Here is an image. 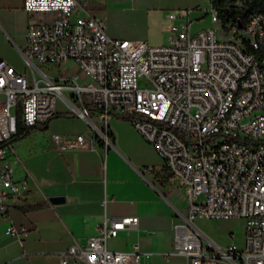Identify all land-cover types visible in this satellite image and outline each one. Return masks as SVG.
Listing matches in <instances>:
<instances>
[{"label":"built area","instance_id":"2783aa9c","mask_svg":"<svg viewBox=\"0 0 264 264\" xmlns=\"http://www.w3.org/2000/svg\"><path fill=\"white\" fill-rule=\"evenodd\" d=\"M23 9L49 17L29 26L24 72L0 58V215L9 219L12 202L28 191L12 160H20L12 142L18 118L24 128L46 125L61 102L90 130L53 134L59 154L108 150L111 121L122 117L185 187L187 223L176 228L175 252L188 264H264V11L242 27L224 26L211 0L212 27L196 33L192 10L170 11L169 43L151 46L111 38L78 0H23ZM199 219L243 220L244 246L205 245ZM139 224L138 216H106L86 245L60 255L61 264H140L138 243L131 252L108 248ZM6 234L23 242L30 233L11 222Z\"/></svg>","mask_w":264,"mask_h":264},{"label":"crops","instance_id":"0c3cea01","mask_svg":"<svg viewBox=\"0 0 264 264\" xmlns=\"http://www.w3.org/2000/svg\"><path fill=\"white\" fill-rule=\"evenodd\" d=\"M78 1L104 20L111 38L155 46L169 43L170 11L192 10L191 31L196 33L204 29L197 22L210 7L207 0ZM48 17L27 13L23 0H0V58L24 72V62L21 67L16 57L22 59L20 50L27 45L29 26ZM27 129L22 139L13 142L20 160H12L16 178H28V191L20 202H12L9 219L0 215V264H61L60 255L74 243L86 245L106 216L140 218L138 229L109 241L111 251L131 252L138 243L143 254L140 264H188L175 252L176 228L187 223L186 189L128 120L114 117L113 145L108 150L99 146L95 153L57 152L53 134L70 138L90 130L61 102L48 124ZM52 197H64V202L53 204ZM11 222L29 231L23 242L6 234ZM234 222L199 219L195 225L205 245L243 247L244 231L234 232Z\"/></svg>","mask_w":264,"mask_h":264},{"label":"trees","instance_id":"16d2710c","mask_svg":"<svg viewBox=\"0 0 264 264\" xmlns=\"http://www.w3.org/2000/svg\"><path fill=\"white\" fill-rule=\"evenodd\" d=\"M242 0H213L214 6L220 10V20L222 25L235 24V25H245L250 17L257 13L264 11V0H244L242 5L238 3ZM264 53L263 49L260 54ZM27 128L22 126L21 118H18V131L17 134L12 139V142L18 141L24 137ZM39 207L33 206L32 208Z\"/></svg>","mask_w":264,"mask_h":264},{"label":"rangeland","instance_id":"374dc122","mask_svg":"<svg viewBox=\"0 0 264 264\" xmlns=\"http://www.w3.org/2000/svg\"><path fill=\"white\" fill-rule=\"evenodd\" d=\"M210 1H211V0H207V3H210ZM243 2H244V0L240 1L238 4H239V5H242ZM197 27H199V28H204V29H208V28L212 27V24H211V22H210V17H209V15L207 14V11L204 12V14H203L201 20H199V22H197ZM215 27H216L218 30L220 29V26H219L218 24H217ZM150 45H151V44H150ZM151 46H155V45H151ZM16 59H17L19 65H20L21 67H23V61H22V59L20 58V56H19V58L16 57ZM204 199H205V197H204V196H201V197L199 198L198 202H199V203H200V202H203ZM234 220H235L234 225H233L234 228H235V231H234V232H237V233L239 234V233H243V231H244V236H245V222H244L243 220H242V221H241V220L238 221L239 219H234ZM243 222H244V228H243Z\"/></svg>","mask_w":264,"mask_h":264},{"label":"water","instance_id":"95a60500","mask_svg":"<svg viewBox=\"0 0 264 264\" xmlns=\"http://www.w3.org/2000/svg\"><path fill=\"white\" fill-rule=\"evenodd\" d=\"M240 27H242L241 24H240ZM50 202L53 204H58V203L64 202V197H52V198H50Z\"/></svg>","mask_w":264,"mask_h":264}]
</instances>
